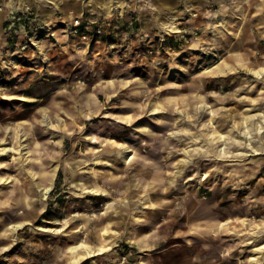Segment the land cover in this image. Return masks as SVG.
Listing matches in <instances>:
<instances>
[{
    "label": "rangeland",
    "instance_id": "obj_1",
    "mask_svg": "<svg viewBox=\"0 0 264 264\" xmlns=\"http://www.w3.org/2000/svg\"><path fill=\"white\" fill-rule=\"evenodd\" d=\"M18 1L0 0V264H264L263 238L177 227L199 188L216 222H264V0ZM218 133L246 147L220 156Z\"/></svg>",
    "mask_w": 264,
    "mask_h": 264
},
{
    "label": "bare ground",
    "instance_id": "obj_2",
    "mask_svg": "<svg viewBox=\"0 0 264 264\" xmlns=\"http://www.w3.org/2000/svg\"><path fill=\"white\" fill-rule=\"evenodd\" d=\"M1 3H3V6L6 9H5V11H1V9H0V25H1V22H2V20L4 18V16L6 15V12L8 10V6H9L8 2H1ZM164 6H165V3L161 5V8H163ZM108 7L109 6H106V8H108ZM15 8L18 9V10H22V11H28V10H32V9L36 8V5H35V3L32 0H19L18 3H17V6H15ZM40 13L47 19V21L52 20V18H53L51 10H49V9H43V10H41ZM178 16H180V13H178V12H173L171 14V21L172 22L170 24H168V25L171 26L172 30L177 29L174 21H176ZM71 20H72L71 16L67 15L66 16V22L71 21ZM69 25H70V23H69ZM177 32L178 31H176L175 33H177ZM257 74H259V73H257ZM153 115H155V114H153ZM262 119L264 121V115H263ZM247 120H250V118H245L244 121L240 124L241 126L245 125L246 129H248V126H249V125H247L248 124ZM242 135H243L242 137H243V140H244L249 135V132H247L246 134L243 132ZM217 138H218L219 141L220 140L222 141V146H224V148L221 149L222 151L218 153L219 155L220 154L225 155L226 152H227L226 149L228 150V147H229V149H232V148H235V147H240V146H243L244 148L246 147V145H245V143H243V141H240V142H238V141H235V142L228 141V140H230V138L228 139L225 135H223L221 133H218V137ZM252 149H253V147H252ZM0 151H4V150L1 149ZM202 151H204V150L203 149L200 150V148H199V149H196V150L185 151V153L188 154L187 157H188V159H190L189 158L190 156H195V155L196 156L197 155L201 156L200 152H202ZM253 152L256 153V154H254V156L259 155L257 153V150H253ZM204 153L207 154L208 150H205ZM188 159L181 160V161H183V163H186V161L188 162ZM260 171H261V168L259 169V172ZM179 173L180 172H177L176 175L178 176ZM168 178L169 179L171 178L172 180H174L173 177H168ZM53 180H54V174L52 175V177H51V179L49 181L50 187L53 184L52 183ZM167 182H168V179H167ZM172 184H173V181H170L168 185H172ZM49 189L50 188L45 190V194L48 193ZM200 191H201V189L199 188L194 196H191V197L189 196V198L185 201L186 208L189 209L190 212L194 211L193 214L188 215L186 217V219H184L181 223H178V225H177L178 228L187 227L186 228L187 231L185 232L187 234L185 235V237H206L209 234H211L214 237H219L220 235L221 236H224V235L225 236L236 235V236H238L240 238H243L242 243H245V245L251 244L254 239L255 240L259 239V238H263L264 239V236L262 235V234H264V222L261 221V220L258 223H253L252 220H249L247 218H244V219H241V220H237V219L232 220V219H228L227 218L224 221L216 222L217 220H220L221 218L224 217L223 212L221 211L219 213L217 211V209H218L219 206H223L225 204V202H223V201L218 202L216 200L215 202H212V204H211V203H209L208 200H206L204 198L205 199V204H200L202 202L201 200L198 199V197L200 195ZM213 194H215V190L213 191ZM153 207H154V205H153ZM158 214H159V210L157 212H155V214L153 216V219H159L158 218L159 217ZM198 220H200V221L201 220H206L208 222L206 224H199V225H197L198 227L192 225L194 222H196ZM236 222L243 228H247V226H248L249 227L248 230H243V231H240V233H236L235 230L232 227H230L231 225H233ZM213 227H216V228L213 229ZM141 230L142 231L148 230V227L147 226H143L141 228ZM176 235H177V233H176ZM176 235H175L174 238H178V236H176ZM69 249L72 250V249H75V248L73 247V248H69ZM99 250L100 249H98L97 251H99ZM252 251L255 252V253H258L260 256H262L263 253H264V240H263L262 244H260L259 246H256L254 249H252ZM224 253H222L223 257L230 256L229 249L227 251L225 250ZM88 254H90V252H85L84 256H87ZM234 260L239 262V264H242L240 259L239 260L238 259H234ZM258 261H259V256H257V257H249L246 260V262L248 264H254V263L256 264ZM94 263L98 264V262H94Z\"/></svg>",
    "mask_w": 264,
    "mask_h": 264
}]
</instances>
